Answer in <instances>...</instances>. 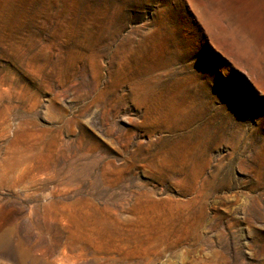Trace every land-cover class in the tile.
Returning a JSON list of instances; mask_svg holds the SVG:
<instances>
[{"label": "rangeland", "instance_id": "obj_1", "mask_svg": "<svg viewBox=\"0 0 264 264\" xmlns=\"http://www.w3.org/2000/svg\"><path fill=\"white\" fill-rule=\"evenodd\" d=\"M0 264H264V0H0Z\"/></svg>", "mask_w": 264, "mask_h": 264}]
</instances>
